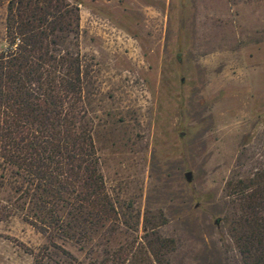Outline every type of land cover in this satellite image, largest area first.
<instances>
[{
  "label": "rangeland",
  "instance_id": "obj_1",
  "mask_svg": "<svg viewBox=\"0 0 264 264\" xmlns=\"http://www.w3.org/2000/svg\"><path fill=\"white\" fill-rule=\"evenodd\" d=\"M68 1L114 212L10 215L0 264H264V0Z\"/></svg>",
  "mask_w": 264,
  "mask_h": 264
},
{
  "label": "trees",
  "instance_id": "obj_2",
  "mask_svg": "<svg viewBox=\"0 0 264 264\" xmlns=\"http://www.w3.org/2000/svg\"><path fill=\"white\" fill-rule=\"evenodd\" d=\"M78 30V8L68 0H6L0 220L20 213L43 233L80 226L84 211L114 212L98 168L83 58L72 47Z\"/></svg>",
  "mask_w": 264,
  "mask_h": 264
},
{
  "label": "water",
  "instance_id": "obj_3",
  "mask_svg": "<svg viewBox=\"0 0 264 264\" xmlns=\"http://www.w3.org/2000/svg\"><path fill=\"white\" fill-rule=\"evenodd\" d=\"M185 177H186L187 180H190V178H191V172L190 171L186 172L185 173Z\"/></svg>",
  "mask_w": 264,
  "mask_h": 264
}]
</instances>
